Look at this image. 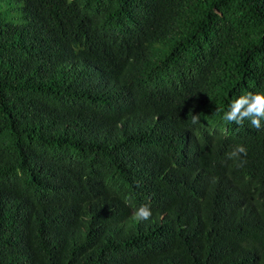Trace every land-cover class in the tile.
Masks as SVG:
<instances>
[{"label":"trees","instance_id":"obj_1","mask_svg":"<svg viewBox=\"0 0 264 264\" xmlns=\"http://www.w3.org/2000/svg\"><path fill=\"white\" fill-rule=\"evenodd\" d=\"M247 92L264 0H0V264H264Z\"/></svg>","mask_w":264,"mask_h":264},{"label":"clouds","instance_id":"obj_2","mask_svg":"<svg viewBox=\"0 0 264 264\" xmlns=\"http://www.w3.org/2000/svg\"><path fill=\"white\" fill-rule=\"evenodd\" d=\"M223 120L230 123L242 125L245 120L250 122V126L260 130L261 121L264 120V93L247 92L234 99L228 110L224 112ZM199 120L198 115L192 116V123ZM247 155V148L244 145H237L232 151L226 153L228 159L238 161L237 167H242L246 161L240 160L241 155ZM152 215L151 208L147 204L135 207L132 212V219L136 222L148 220Z\"/></svg>","mask_w":264,"mask_h":264}]
</instances>
